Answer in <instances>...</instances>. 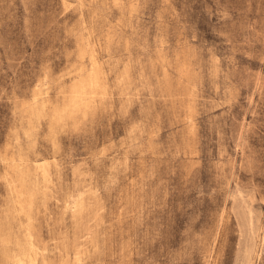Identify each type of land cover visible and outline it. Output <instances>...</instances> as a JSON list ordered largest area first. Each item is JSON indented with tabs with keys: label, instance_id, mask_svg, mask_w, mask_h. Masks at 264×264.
I'll list each match as a JSON object with an SVG mask.
<instances>
[{
	"label": "rangeland",
	"instance_id": "obj_1",
	"mask_svg": "<svg viewBox=\"0 0 264 264\" xmlns=\"http://www.w3.org/2000/svg\"><path fill=\"white\" fill-rule=\"evenodd\" d=\"M0 264H264V0H0Z\"/></svg>",
	"mask_w": 264,
	"mask_h": 264
}]
</instances>
